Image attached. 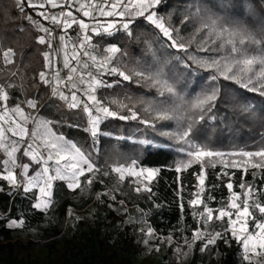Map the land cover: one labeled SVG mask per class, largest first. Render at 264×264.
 <instances>
[{
	"label": "trees",
	"instance_id": "obj_1",
	"mask_svg": "<svg viewBox=\"0 0 264 264\" xmlns=\"http://www.w3.org/2000/svg\"><path fill=\"white\" fill-rule=\"evenodd\" d=\"M222 3L224 0H160L153 9L165 18L168 26L179 29L182 42L192 40L187 53L168 47L167 38L142 16L130 23L131 35L120 30L95 38V42L102 47H119L114 61L120 70L132 77L130 81H123L116 75H104V81L113 86L100 87L98 99L119 115L130 116L134 111L139 117L127 120L105 117L100 125L99 145L95 148L92 135L85 131L89 126L88 118L81 108H67L61 99L51 97L50 86L41 82L39 73L47 70L43 55L45 45L37 42L36 25L27 19L34 8L26 6L21 11L17 0H0V84L9 93L10 108L20 104L27 112L28 106L24 102L35 100L36 107L31 112L50 120L57 134L89 154L100 169L99 173L81 176L80 186L74 189L69 188L64 180H55L52 201L46 209L36 207L39 197L36 189L22 186L16 191L14 183L0 175V253H12L25 240L30 244L46 240L54 248L60 241L71 210L85 209L90 204L103 210V227L120 221L113 206L140 207L148 213V220L157 235H171L175 245H185L186 240H192L194 230L203 227L202 218L193 217V213L199 212L203 205L198 204L193 209L188 203L195 194L200 193L209 207L217 209L231 197L226 187L230 177L232 191L235 192H241L239 184L242 177L246 184L264 185L260 170H254L249 165L247 174H244L241 166L224 168L220 161L228 160L229 156H223L214 158L217 161L215 167L205 164L204 185L198 187L197 173L201 165L193 163L180 172L175 171L180 161L189 159L181 151L186 145L161 134L175 133L190 124L188 139L213 151L231 154L264 148V96L249 92L236 81L219 76L215 69L200 67L189 59V54L197 59L221 54L197 51V42L203 35V32L195 33L199 21L193 18V13L197 10L201 15L207 13L220 17V23L244 29L262 41L260 47H264V0H228L230 6L227 9L220 7ZM186 16L187 22H182ZM77 31L74 25L71 35H76ZM173 36H177L175 31ZM248 47L250 52L257 50L255 45ZM9 48L14 52L13 62L6 64L3 52ZM185 64L189 66L185 67ZM136 72L162 73L163 78L174 86L176 94L160 96L153 86L154 82L136 76ZM213 75H218V79H210ZM213 90H218L215 107L206 112L201 121L198 119L201 114L199 109L191 104L197 96ZM113 100L120 101L124 106L110 103ZM161 107L168 110L171 119L156 120L154 111L146 110ZM141 120H151L155 128L141 123ZM141 141H149L150 146ZM232 159L242 164L239 156ZM4 160L5 156L0 151V172ZM22 160L30 161L25 156ZM132 160H137L139 166L158 171L150 180L126 175L121 181V173L111 169L118 164L127 165ZM253 171L257 172L256 181H253ZM105 172L108 175H104ZM224 172L229 175H223ZM89 177L92 178L91 184L85 183ZM145 185L150 191L145 190ZM137 186L141 188L139 192L135 191ZM257 198L264 201V195L256 193L250 203ZM253 211L258 215L255 209ZM12 221H17L19 226L10 227ZM226 226L225 222L214 219L204 232L224 233ZM203 244V240L197 239L189 264H204L207 261L206 249L201 250ZM212 247L220 253L222 264H247L243 259L242 245L231 238L230 232L224 234L223 239H217Z\"/></svg>",
	"mask_w": 264,
	"mask_h": 264
},
{
	"label": "snow or ice",
	"instance_id": "obj_2",
	"mask_svg": "<svg viewBox=\"0 0 264 264\" xmlns=\"http://www.w3.org/2000/svg\"><path fill=\"white\" fill-rule=\"evenodd\" d=\"M160 0H27V6L34 9H45L44 11H38L37 15L44 20L49 21L55 25L62 33H67V30L72 28L74 25L77 26L78 31L76 33L78 41L71 45V52L68 50V43L66 35L62 34L58 38L54 37L53 30L43 25H38L39 30L45 35H41L37 38L39 44H47L51 52H45L44 58L46 63V69L53 73V78L50 79L47 72L39 73L41 82L45 85L50 84H61V77L59 75V69L56 67V58L63 55L65 68L73 74L78 73V69H83L78 73V80L80 85L85 87L77 89L76 84L72 83L73 76L68 75L63 80V85L66 88H71L72 91L70 96L64 95L63 92L59 93V98L63 100H70V108H78L85 113L88 118L89 127L85 131H89L93 137L97 136V125L102 118L105 117H116L122 120L127 119H139L136 112L131 111L130 116L119 115L117 112L111 110V108L105 104L104 101L99 100L95 91L98 87H112L100 77L104 75H116L119 76L123 81H130L131 76L120 70L115 64L112 63L116 59L115 53L120 51L117 46H109L104 49L105 52L113 55H97L94 54L96 45H92L91 41L93 35L107 34L111 35L113 31L123 30L126 34L131 35L130 23L136 17H144L151 25H154L159 29L160 33L168 40V47L175 48L177 51L188 52V47L192 43V40L182 42L179 39V29L173 28L166 24L165 18L159 16L153 9L159 5ZM17 5L21 11L24 10V0H17ZM65 5L67 9L65 10ZM228 0H224V3L220 5L221 8H229ZM61 9V11L52 12L48 9ZM74 12L82 13L84 18H88L92 23H86L84 19L74 15ZM101 17H118L122 21L125 17L128 18L127 22L120 23L117 20L103 23ZM193 18L198 19V27L195 29V33L203 32L200 36L197 51L221 53L218 56H214L208 59H197L189 54V59L200 67L206 69H215V71L222 76L225 80H234L239 83L243 88L249 92H257L261 96H264V47H260L262 41L257 40L255 37L248 33L244 29L233 26L231 24L220 23V17L209 15L205 13L200 14L197 10L193 13ZM30 21L32 18L27 17ZM188 17H184L182 22H187ZM33 23H36L33 21ZM119 23V27L117 26ZM177 33V36H173V32ZM92 33V35H89ZM58 39L60 45L58 48H53V39ZM70 39V37L68 38ZM194 39V37H193ZM250 45H255L257 50L254 52L249 51ZM89 46L93 50H89ZM55 53V56L53 55ZM14 52L12 49H7L3 52L4 62L10 64L13 62L12 57ZM75 62L74 64L72 62ZM185 64V67H188ZM91 69V70H90ZM235 69V71L233 70ZM136 76L142 79L151 80L154 82L153 86L157 88L158 94L164 96L165 93L169 95H175L174 86L168 82L167 79L163 78L162 73L153 75L151 73L136 72ZM213 81L218 79V75L210 77ZM120 81H116L119 83ZM77 91H82L85 96L84 100H80L76 94ZM53 95H57L56 88H53ZM218 90H213L209 94L203 96H197L192 102L193 108L199 109L200 116L199 120H204L206 112H211L212 108L215 107V101L217 100ZM9 95L3 85H0V102H7ZM90 102V103H89ZM24 103L29 108H35V100H27ZM110 103L121 104L120 101L113 100ZM123 107L124 105L121 104ZM154 111V118L156 120H168L171 117L168 114V110L161 107L159 109H146ZM247 110V109H245ZM11 114V115H10ZM19 116L24 123H27L30 116L24 113L23 108L20 104H16L14 107L9 108L6 103L4 107L0 108V149H5L9 157V161L14 162L15 153L17 151L18 142L16 140L8 141L7 133H10L12 137H19L20 139L31 138L33 142L39 137L42 140V144L37 146L46 149L43 154L32 152V159L39 163L41 160L47 165L48 161H54L56 167L54 169V176H47L45 180V186L41 187L40 192L44 195H48L46 188L51 187V181L53 179H67L69 181V188H76L80 186V177L86 173H99L100 169L96 166L92 157L85 153L79 148L74 142L67 141L62 136H52V138L45 139V134L49 133L47 125L51 122L47 120H39L37 124V130L29 133V130L24 127L23 124L17 123L11 119V116ZM214 119V117H212ZM141 123L147 124L150 127L155 128V123L151 120H141ZM5 125H8L5 127ZM44 128V133L39 131V128ZM172 139H176L186 145V148L181 149L185 152V155L189 158L187 160L180 161L175 171L180 172L183 169L188 168L193 163L201 165L199 173H197V179L199 181L198 187L204 185V167L205 164H210L215 167L216 160L214 158L223 157L225 154L217 151L208 149L206 146L194 144L190 139L191 125L189 124L183 130H178L175 133H165ZM142 144L150 146L149 141H141ZM27 149H33V144H28ZM10 149V151L8 150ZM24 155H29V151H25ZM239 156L242 164L232 157ZM66 160L68 163L61 166V161ZM9 161H5L8 163ZM220 163L224 168L238 166L242 167L244 174H247L249 165L254 170H260L262 175L260 179L264 180V148L257 149L255 151H240L229 154L228 160H221ZM28 165H23L24 169H27ZM7 175L5 179L15 183V176L10 170H6ZM116 173L128 172L129 175L137 177L144 176L150 180L158 171L157 169H146L138 165L137 160H132L127 165L118 164L111 169ZM49 168L45 166L41 174L47 175ZM108 175L107 172L103 173ZM223 175H229L224 172ZM234 175V173L232 174ZM253 181L257 179V172H252ZM119 179L124 180V176L121 174ZM85 183L91 184L92 178L89 177ZM32 184V178L29 179V186ZM227 189L231 193L230 199L225 202L221 207L213 209L208 206L205 199L201 197L200 193L194 195L193 199L189 200V207L196 209L198 204H202L203 207L199 212H194L193 217L202 218L203 227H198L194 230L193 241L199 239L203 240L204 244L201 250L206 249L209 245L215 244L217 239H223L224 234L230 232L231 238L235 239L238 244L242 245L244 252L243 259L247 264H264V260H259V257L264 256V201L257 198L255 201L250 203L251 198L256 193L264 195V185L258 186L255 183L246 184L241 179L239 188L241 192L232 191L233 183L231 177L229 182L226 184ZM27 190V189H25ZM141 188L137 186L135 191L139 192ZM145 190L150 191L145 185ZM107 195V193H105ZM243 196V199H241ZM113 199L115 197L113 196ZM209 199H212L211 197ZM121 203H123L121 201ZM36 207H40L39 204ZM47 207V204H45ZM183 207V205H181ZM252 209H255L258 215L254 214ZM234 217V218H233ZM225 218H227L225 220ZM219 222H225L226 227L224 233L221 232H204V228L207 227L208 223L213 220ZM251 223V231L249 230ZM22 221L19 222L22 225ZM10 227L19 226L17 221H12ZM146 235L151 236L152 230L149 229ZM171 240V237H169ZM227 242V241H226ZM185 243H189L187 240ZM189 246H191L189 244ZM179 252L180 249L177 248ZM256 258L255 260L253 258Z\"/></svg>",
	"mask_w": 264,
	"mask_h": 264
},
{
	"label": "rangeland",
	"instance_id": "obj_3",
	"mask_svg": "<svg viewBox=\"0 0 264 264\" xmlns=\"http://www.w3.org/2000/svg\"><path fill=\"white\" fill-rule=\"evenodd\" d=\"M20 9V8H19ZM78 13V12H77ZM128 20V18H126ZM111 19H105L103 23L110 22ZM121 21V20H119ZM70 28L67 30L66 37L73 38L71 41L68 39V50L71 52V45L78 41L77 35H71ZM114 33V32H113ZM60 45V42H58ZM58 45V47H59ZM97 47L93 50L94 54L113 55L104 51L109 46H100L98 42L94 41ZM115 55V54H114ZM59 75L61 77V84L63 80L68 76H73L72 83L76 84L77 89H82L85 86L79 84L78 78L74 77V74L69 71L68 68L63 66V55L57 58ZM60 61V62H59ZM75 63L74 61L72 62ZM117 67L115 61H112ZM119 68V67H118ZM82 71L83 69H78ZM91 70V69H90ZM103 79V76L100 77ZM1 85V84H0ZM98 87L95 91V95L98 98ZM6 90V89H5ZM64 95L70 96L71 88L63 87ZM7 91V90H6ZM8 93V91H7ZM80 100H84L85 96L82 91L76 92ZM9 95V93H8ZM70 102V100H67ZM4 103L10 108L8 101L0 102V108L4 107ZM90 103V102H89ZM33 108L28 107V111L24 112L30 116L31 119L24 123L19 116L12 115L11 119L17 123H21L29 130V133L37 130V124L39 120H46L39 118L38 115H34L31 110ZM11 115V114H10ZM104 118L97 125V136L93 137L94 147L98 148V135L100 132V125ZM50 121V120H47ZM51 122V121H50ZM3 122L0 121V124ZM8 125H5L7 127ZM89 127V126H88ZM49 133L45 134V139L52 138V136H61L57 134L51 123L47 125ZM39 131L44 133V128L40 127ZM8 141L16 140L18 142L17 151L15 153L14 162L9 161L7 151L0 149L4 154L5 160L3 162V170L0 175L5 177L7 175L6 170H10L15 176L14 186H17V179L20 176L25 184L22 186L27 189H36L38 191L37 204L39 208L47 207L52 201V186L55 180H64L67 184V179H53L51 181V187L46 188L48 195H44L40 192L41 187L45 186V180L47 176H54V169L56 164L54 161H48L47 165L41 160L39 163L32 159V152L43 154L46 149L37 147L42 144V140L37 137L35 142L31 138L20 139L19 137H12L10 133H7ZM63 137V136H62ZM65 138V137H64ZM66 139V138H65ZM67 140V139H66ZM68 141V140H67ZM28 144H33V149H27ZM10 151V149H8ZM29 151V155H24L25 151ZM225 157L229 156V153H224ZM28 158L30 161L22 160L23 157ZM5 161H9L5 163ZM68 163L66 160L61 161V166ZM23 165H28L27 169L23 168ZM47 166L49 172L47 175L41 174L43 168ZM142 167V166H140ZM146 168V167H143ZM151 169V168H146ZM123 176L129 175L128 172L121 173ZM142 178L148 180L146 177ZM32 178V184L29 186V179ZM80 179V178H79ZM21 186V187H22ZM20 187V188H21ZM20 190V189H19ZM119 215L120 221L108 227L101 226V220L104 217L103 210H98L93 204H90L87 208L81 210H71L65 228L60 236V241L51 248L46 240L37 241L34 244H30L28 240H25L23 244L17 245L12 253L2 252L0 253V264H189L197 240H190L185 245H175L174 238L171 235L160 236L155 233V230L151 226L148 220V213L137 206H120L116 205L112 207ZM253 211V209H252ZM255 214V212L253 211ZM234 218V217H233ZM251 223L249 222L251 231ZM152 230V235L148 236L146 233L148 230ZM171 237V240H169ZM189 244L191 246H189ZM177 248L180 251H177ZM208 259L204 264H222L220 253L213 249L212 245L206 248ZM242 255L244 252L242 249ZM256 259L255 257L253 258ZM259 260H264V256L259 257Z\"/></svg>",
	"mask_w": 264,
	"mask_h": 264
},
{
	"label": "built area",
	"instance_id": "obj_4",
	"mask_svg": "<svg viewBox=\"0 0 264 264\" xmlns=\"http://www.w3.org/2000/svg\"><path fill=\"white\" fill-rule=\"evenodd\" d=\"M81 2H83V0H81ZM65 10H68V9H67V5H65ZM50 11H52V12H57V13H58L59 11H61V9L57 8V9H52V10H50ZM39 20H40V22H42V23H46L45 27L50 28V29L53 30L54 37H56V38L59 37V33L61 32V31L59 30V28H57L55 25L51 24L49 21L44 20V19L41 18V17H40ZM119 22L122 23V21H119ZM117 26L119 27V23H118ZM35 29H36V31H37V33H38V37L41 36V35H45V33L41 32V31L39 30V27H38V26H36ZM45 38L48 39V37H47L46 35H45ZM94 41H95V39H93V40L91 41V44H92V45L94 44ZM44 45H45V52H51V51H52V49H49V47H48L47 44H44ZM57 47H58V39H55V38H54V39H53V48H57ZM89 50H92L91 46H89ZM53 55L55 56V53H53ZM56 67L58 68V66H57V58H56ZM44 72H47V74H48V76H49L50 79L53 78V73H52L51 71H49V70L47 69V70L44 71ZM78 73H79V70H78ZM78 73L74 74V77L78 78ZM49 86H50V88H51V97H57V98H59V93L64 91V90H63V87H64L63 82H62V84H60V85L50 84ZM53 88H56V90H57V95H53ZM63 93H64V92H63ZM59 99H61V98H59ZM61 100L63 101L64 105H65L67 108H70V107L68 106V105H69V102H68L67 100H63V99H61ZM45 152H46V150L44 151V153H45ZM23 184H25V181L19 176L18 179H17V186L14 187L15 190H16V191H19L20 187H21Z\"/></svg>",
	"mask_w": 264,
	"mask_h": 264
},
{
	"label": "crops",
	"instance_id": "obj_5",
	"mask_svg": "<svg viewBox=\"0 0 264 264\" xmlns=\"http://www.w3.org/2000/svg\"><path fill=\"white\" fill-rule=\"evenodd\" d=\"M27 6V0H24V7H26ZM45 9H34V12L32 13H29L28 14V17L30 16L31 18H32V20H31V22H33V21H35L36 23H34L36 26H38V25H43L44 27H45V25H46V23H42V22H40V17L37 15V12L38 11H44ZM48 10H52V9H48ZM74 15H76L77 17H79V18H82V19H84L85 20V22L86 23H92V21H90L88 18H84L83 16H82V13H77V12H74ZM127 17H125L123 20H122V22H127V19H126ZM101 19V21L102 22H104L105 21V19H111V21L112 20H117V21H119L120 20V18H118V17H108V18H103V17H101L100 18ZM110 21V22H111ZM113 32H115V31H113ZM62 34H64V35H66L65 33H62V32H60L59 33V36L60 35H62ZM89 35H92V33H89ZM103 35V34H102ZM97 36H99V35H93V39H95ZM92 39V40H93ZM66 40H68V38L66 37ZM70 41L72 40L71 38L69 39ZM58 42H60L59 40H58ZM72 42V41H71ZM59 45V44H58ZM58 48V47H57ZM58 59H59V57H57ZM58 61V60H57ZM60 62V61H59ZM58 65V64H57ZM70 103V102H69ZM36 205H37V202H36ZM49 207V206H48ZM48 207H43V208H41V209H46V208H48Z\"/></svg>",
	"mask_w": 264,
	"mask_h": 264
}]
</instances>
